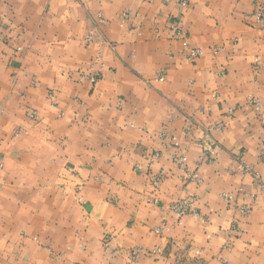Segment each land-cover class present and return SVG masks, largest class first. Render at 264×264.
<instances>
[{
  "label": "crops",
  "instance_id": "1",
  "mask_svg": "<svg viewBox=\"0 0 264 264\" xmlns=\"http://www.w3.org/2000/svg\"><path fill=\"white\" fill-rule=\"evenodd\" d=\"M259 8L0 0V264H264Z\"/></svg>",
  "mask_w": 264,
  "mask_h": 264
},
{
  "label": "built area",
  "instance_id": "2",
  "mask_svg": "<svg viewBox=\"0 0 264 264\" xmlns=\"http://www.w3.org/2000/svg\"><path fill=\"white\" fill-rule=\"evenodd\" d=\"M181 4L185 5L184 2H182ZM254 17L259 23H263L264 22V11H263V9L259 8L255 12ZM177 35L181 36V38L183 37L182 32L179 30H177ZM183 46L188 47L186 40L183 41ZM200 55H201V52L198 49H192V50H190L187 59L189 61H195L197 58L200 57ZM85 77L90 81L91 84H96L101 78L100 74L95 70L94 66L90 67L89 74H87ZM255 104H256V106H259L258 103L255 102ZM259 161L264 162V141L262 142V144L259 147ZM184 162H185L184 158L178 161V163L181 165ZM260 188L262 189V191H264V185H261ZM171 210L173 211L174 215L177 218H181V217L185 216L186 214H191L193 216H196L195 213L192 214L190 212V203L187 200H183V201H180V202L174 204L172 206ZM240 210H241L242 214H248L250 212V209L248 207H242ZM104 246H105V248H108V243H105ZM139 254H141L140 251H133L131 253V262L135 261L138 258Z\"/></svg>",
  "mask_w": 264,
  "mask_h": 264
}]
</instances>
